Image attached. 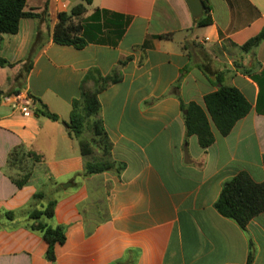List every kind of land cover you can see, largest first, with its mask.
I'll return each mask as SVG.
<instances>
[{
    "label": "crops",
    "instance_id": "obj_1",
    "mask_svg": "<svg viewBox=\"0 0 264 264\" xmlns=\"http://www.w3.org/2000/svg\"><path fill=\"white\" fill-rule=\"evenodd\" d=\"M75 2L27 0V12L46 7V35L19 94L0 104V212L24 209L38 191L54 195L49 224L66 226L67 241L49 262L40 234L2 230L0 264H246L251 253L253 264H264V213L243 231L214 207L241 173L264 183V41L241 49L264 29V0H207V27L196 24L185 0H93L83 50L53 42L58 15ZM38 26L26 18L18 34L2 36L0 56L15 64L0 68L4 93L18 90ZM94 69L120 80L100 94L99 118L112 160L126 168L85 178L80 141L64 123L83 87L94 91L93 80L84 82ZM221 86L238 89L251 111L226 137L211 123L215 142L203 149L196 135L187 136L181 105L206 111L205 97ZM33 98L62 123L37 116ZM20 146L43 159L22 189L8 167Z\"/></svg>",
    "mask_w": 264,
    "mask_h": 264
},
{
    "label": "trees",
    "instance_id": "obj_2",
    "mask_svg": "<svg viewBox=\"0 0 264 264\" xmlns=\"http://www.w3.org/2000/svg\"><path fill=\"white\" fill-rule=\"evenodd\" d=\"M80 1L84 4L75 6L68 13L62 12L58 15V22L53 34L55 44L73 47L77 50H83L88 46V41L84 37L83 22L87 13L86 6H91L93 0ZM203 4L204 16L202 19L196 20V24L200 27H207L213 23L211 8L208 6L207 0H203ZM26 5L27 0H0V49L2 36L4 34H18L20 22L23 19L39 20L38 32L30 50V55L15 79V86L18 90L14 89L9 93L0 90V104L4 99L19 94L24 80L33 67L32 59L46 35L44 26L46 7L42 13L38 14L34 11L27 12ZM167 37L161 36L159 38ZM263 41L264 29L241 49L250 52L258 48ZM14 66L15 64H11L0 56V68H13ZM89 80H93L95 83L94 91L86 89L85 86L83 87L80 99L73 103L70 122L64 124L69 131V135L80 141L83 157L88 158L93 155V146L101 153L100 158L86 161L83 177L87 178L108 172L120 175L125 170L126 165L112 160V143L103 122L99 118L101 112L100 94L106 91L110 85L117 84L120 80L118 77H103L96 69L88 73L84 82ZM33 100L34 105L37 107L35 110L37 116L47 117L54 122L59 120V117L51 113L40 100L34 98ZM205 105L206 111L195 103L189 105L182 103L181 105L187 136L196 135L203 149L209 148L215 142L211 123L222 136L226 137L232 132L235 125L251 111V105L243 94L238 89L228 86H221L217 92L206 96ZM86 128H90L93 132L92 142L82 140ZM41 163H43L41 156L27 151L23 146L12 151L9 155L8 167L17 172L16 176L11 177V180L18 189H22L29 184L34 166ZM47 185L54 186L55 183L49 181ZM45 200H48L46 206L43 205ZM57 204L58 199L49 200L44 191H38L24 209L18 212H0V231L24 227L31 232L40 234L48 245L45 255L46 260L55 262L57 246H63L67 241L66 226L54 227L49 224V221L55 217ZM214 207L222 217L235 222L240 229L246 231L251 221L264 213V183H256L248 174L241 173L225 184ZM20 217L22 222L18 220ZM137 255V252H128V256H132L131 259L136 258ZM129 260L130 258H126L114 264H135V260H132L131 263ZM253 262L254 255L251 253L246 264H253Z\"/></svg>",
    "mask_w": 264,
    "mask_h": 264
},
{
    "label": "rangeland",
    "instance_id": "obj_3",
    "mask_svg": "<svg viewBox=\"0 0 264 264\" xmlns=\"http://www.w3.org/2000/svg\"><path fill=\"white\" fill-rule=\"evenodd\" d=\"M75 1H76L75 4H81L82 3L80 0H75ZM60 120H62V119L59 118L58 122ZM92 139H93V132H92V130L90 128H86V130L84 131V134L82 136V140H85V141H88V142H92ZM92 145H93V143H92ZM93 150H94L93 155H91L88 158H85L86 161H93V160H96L97 158H100L101 157V153L99 152V150L95 146H93ZM48 199L49 200L55 199V196L54 195H50V196H48ZM47 203H48V200H45L43 202L44 206H46ZM18 220H19V222H22L21 217Z\"/></svg>",
    "mask_w": 264,
    "mask_h": 264
},
{
    "label": "water",
    "instance_id": "obj_4",
    "mask_svg": "<svg viewBox=\"0 0 264 264\" xmlns=\"http://www.w3.org/2000/svg\"><path fill=\"white\" fill-rule=\"evenodd\" d=\"M188 4L192 17L195 20H200L203 18L204 14V4L202 0H185ZM62 123V120L59 121Z\"/></svg>",
    "mask_w": 264,
    "mask_h": 264
},
{
    "label": "built area",
    "instance_id": "obj_5",
    "mask_svg": "<svg viewBox=\"0 0 264 264\" xmlns=\"http://www.w3.org/2000/svg\"><path fill=\"white\" fill-rule=\"evenodd\" d=\"M27 104H29V103H27ZM22 113L28 114L29 113L28 108L27 107L22 108Z\"/></svg>",
    "mask_w": 264,
    "mask_h": 264
}]
</instances>
